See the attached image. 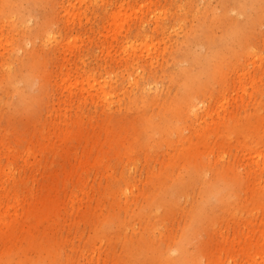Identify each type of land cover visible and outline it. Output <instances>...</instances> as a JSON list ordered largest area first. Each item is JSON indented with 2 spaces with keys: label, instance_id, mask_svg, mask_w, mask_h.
I'll use <instances>...</instances> for the list:
<instances>
[{
  "label": "rangeland",
  "instance_id": "obj_1",
  "mask_svg": "<svg viewBox=\"0 0 264 264\" xmlns=\"http://www.w3.org/2000/svg\"><path fill=\"white\" fill-rule=\"evenodd\" d=\"M0 264H264V0H0Z\"/></svg>",
  "mask_w": 264,
  "mask_h": 264
}]
</instances>
